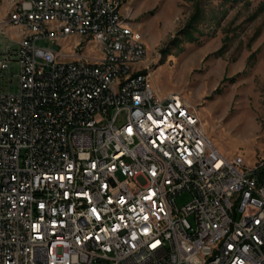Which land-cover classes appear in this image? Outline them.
<instances>
[{
  "label": "built area",
  "instance_id": "2783aa9c",
  "mask_svg": "<svg viewBox=\"0 0 264 264\" xmlns=\"http://www.w3.org/2000/svg\"><path fill=\"white\" fill-rule=\"evenodd\" d=\"M13 1L0 16V264H264L262 165L222 155L194 107L173 121L144 69L114 80L146 51L117 26L121 0ZM71 37L66 55L37 45Z\"/></svg>",
  "mask_w": 264,
  "mask_h": 264
},
{
  "label": "rangeland",
  "instance_id": "374dc122",
  "mask_svg": "<svg viewBox=\"0 0 264 264\" xmlns=\"http://www.w3.org/2000/svg\"><path fill=\"white\" fill-rule=\"evenodd\" d=\"M121 1L146 48L141 69L149 73L153 91L179 94L194 107L222 155L264 168V0ZM78 41L37 45L66 55ZM91 45L85 48L99 55ZM10 89L16 90V78ZM189 200L182 193L174 202L180 208Z\"/></svg>",
  "mask_w": 264,
  "mask_h": 264
},
{
  "label": "bare ground",
  "instance_id": "6f19581e",
  "mask_svg": "<svg viewBox=\"0 0 264 264\" xmlns=\"http://www.w3.org/2000/svg\"><path fill=\"white\" fill-rule=\"evenodd\" d=\"M4 3L7 6V10L4 14V16H6L7 13H10V0H0V5ZM25 3L26 0H14L12 2V11H20L21 7H23ZM121 6H122V1L119 2L118 6H116V16H118L117 26H119L120 30H125V32L129 34L130 42L134 43L135 46H141V48H145L143 42L141 41V35L128 25L129 24L128 21H124L129 19L131 11L129 10L127 14L125 13L124 15L121 11ZM6 28H8V32L10 33H13L10 31L13 29L15 30V33L22 32V33H28V35H40V26L35 24L6 21ZM91 56L100 57V50H99V55H91ZM145 57H146V51L142 52V59L134 60L133 63L129 64V68H115L114 80H122V76H129V72H140V70H142L141 65ZM147 76H150L148 72H147ZM152 93L156 94L153 91V89H152ZM165 96H170V102H172L175 105V111H172V120L179 121V123H187V116H180V111L183 110L184 105L185 108H190V107L182 100V97L176 93H168ZM196 117H198V115H196ZM198 120L200 121L199 117ZM207 124L208 123L205 122L204 126H206ZM163 216H172V208L163 207Z\"/></svg>",
  "mask_w": 264,
  "mask_h": 264
},
{
  "label": "crops",
  "instance_id": "0c3cea01",
  "mask_svg": "<svg viewBox=\"0 0 264 264\" xmlns=\"http://www.w3.org/2000/svg\"><path fill=\"white\" fill-rule=\"evenodd\" d=\"M0 8H3L4 9V14H5V12H6V10H7V6H6V4L4 3V4H2V5H0ZM121 11H122V13L125 15V13L127 14V10H123V8L121 9ZM4 16V15H3ZM129 25V24H128ZM11 32H13V33H15V30H10Z\"/></svg>",
  "mask_w": 264,
  "mask_h": 264
},
{
  "label": "trees",
  "instance_id": "16d2710c",
  "mask_svg": "<svg viewBox=\"0 0 264 264\" xmlns=\"http://www.w3.org/2000/svg\"><path fill=\"white\" fill-rule=\"evenodd\" d=\"M260 176H264V168L260 171Z\"/></svg>",
  "mask_w": 264,
  "mask_h": 264
},
{
  "label": "snow or ice",
  "instance_id": "6c2138e0",
  "mask_svg": "<svg viewBox=\"0 0 264 264\" xmlns=\"http://www.w3.org/2000/svg\"><path fill=\"white\" fill-rule=\"evenodd\" d=\"M158 243V242H157ZM153 247H155V245H153Z\"/></svg>",
  "mask_w": 264,
  "mask_h": 264
}]
</instances>
